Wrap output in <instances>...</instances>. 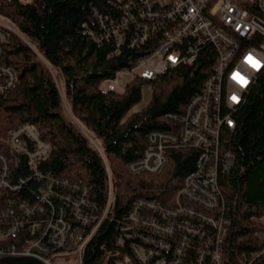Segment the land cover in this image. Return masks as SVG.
I'll use <instances>...</instances> for the list:
<instances>
[{
  "label": "built area",
  "instance_id": "built-area-1",
  "mask_svg": "<svg viewBox=\"0 0 264 264\" xmlns=\"http://www.w3.org/2000/svg\"><path fill=\"white\" fill-rule=\"evenodd\" d=\"M108 3L110 12L96 10L99 27L89 31L91 37L100 44L114 42L113 54L125 46L144 49L103 80L102 90L125 91L126 74L154 80L169 69L196 66L203 48H215L202 88L182 111L167 115L171 129L148 133L142 154L128 164L133 174H158L169 165L172 149L188 148L196 152L195 167L172 203L138 197L118 218L109 164L89 132L83 129L107 170L103 201L85 181L45 167L53 146L35 125L12 127L0 136V257L33 256L45 264L61 257L68 264H86L103 225L113 222L112 241L100 244V257L92 264H226L231 220L221 179L235 162L228 146L234 113L264 71V0ZM9 32L21 36L0 15V104L19 83L17 68L4 55Z\"/></svg>",
  "mask_w": 264,
  "mask_h": 264
},
{
  "label": "trees",
  "instance_id": "trees-1",
  "mask_svg": "<svg viewBox=\"0 0 264 264\" xmlns=\"http://www.w3.org/2000/svg\"><path fill=\"white\" fill-rule=\"evenodd\" d=\"M110 9L108 0H0V15L22 36L9 32L4 42V55L17 68L19 83L1 99L0 136L22 123L35 125L53 146L45 167L85 181L103 201L107 170L85 129L101 143L121 218L138 197L174 199L194 169L196 152L188 148L172 149L169 165L158 174H133L128 164L142 154L148 133L171 129L167 115L182 111L202 88L215 48H203L196 66L181 65L154 80L133 79L123 92L102 90L103 80L132 64L144 49L125 46L113 54L114 42L100 44L91 37L89 31L99 27L96 10L105 14ZM146 85L152 88L149 103L132 112ZM234 118L228 146L235 162L221 179L231 220L224 259L226 264H264V71ZM114 225H103L87 251L86 264L100 257L102 242L112 241Z\"/></svg>",
  "mask_w": 264,
  "mask_h": 264
},
{
  "label": "rangeland",
  "instance_id": "rangeland-1",
  "mask_svg": "<svg viewBox=\"0 0 264 264\" xmlns=\"http://www.w3.org/2000/svg\"><path fill=\"white\" fill-rule=\"evenodd\" d=\"M133 79H132V75L131 74H126L122 80H121V84H128L129 82H131ZM120 90V89H119ZM143 98L141 100L140 103H138L137 105H135L133 108H132V112H136V111H140L142 110L144 107H146V105L149 103L151 97H152V89L150 88V90H148L145 86H144V89H143ZM97 140V139H96ZM97 143L101 145V143L97 140ZM115 194V192H114ZM115 197V195H114ZM169 197V196H168ZM115 199V198H114ZM175 199V198H174ZM171 202H173L174 200L173 199H170ZM263 235V234H262ZM264 251V250H263ZM68 260H64L63 258L61 257H57L53 260V264H68Z\"/></svg>",
  "mask_w": 264,
  "mask_h": 264
},
{
  "label": "water",
  "instance_id": "water-1",
  "mask_svg": "<svg viewBox=\"0 0 264 264\" xmlns=\"http://www.w3.org/2000/svg\"><path fill=\"white\" fill-rule=\"evenodd\" d=\"M0 264H45L39 258L33 256H3Z\"/></svg>",
  "mask_w": 264,
  "mask_h": 264
},
{
  "label": "snow or ice",
  "instance_id": "snow-or-ice-1",
  "mask_svg": "<svg viewBox=\"0 0 264 264\" xmlns=\"http://www.w3.org/2000/svg\"><path fill=\"white\" fill-rule=\"evenodd\" d=\"M235 99V98H234Z\"/></svg>",
  "mask_w": 264,
  "mask_h": 264
}]
</instances>
